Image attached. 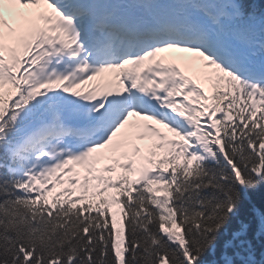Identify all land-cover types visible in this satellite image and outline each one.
<instances>
[{
  "label": "snow or ice",
  "instance_id": "obj_1",
  "mask_svg": "<svg viewBox=\"0 0 264 264\" xmlns=\"http://www.w3.org/2000/svg\"><path fill=\"white\" fill-rule=\"evenodd\" d=\"M261 185L264 0H0V264H264Z\"/></svg>",
  "mask_w": 264,
  "mask_h": 264
},
{
  "label": "trees",
  "instance_id": "obj_2",
  "mask_svg": "<svg viewBox=\"0 0 264 264\" xmlns=\"http://www.w3.org/2000/svg\"><path fill=\"white\" fill-rule=\"evenodd\" d=\"M250 205H255L258 208H264V185H261L259 188L248 193V199L245 200L244 207L248 208ZM252 243L256 250V258L259 260L262 258V256H264V238L252 239ZM219 257L220 252L219 249H217V252L215 254H213L212 252L207 253L205 259L211 262L214 260H218Z\"/></svg>",
  "mask_w": 264,
  "mask_h": 264
}]
</instances>
